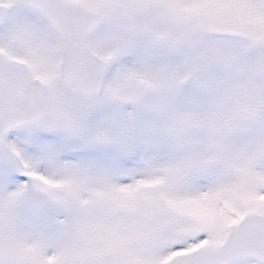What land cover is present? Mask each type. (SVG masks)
<instances>
[{"label": "snow or ice", "instance_id": "6c2138e0", "mask_svg": "<svg viewBox=\"0 0 264 264\" xmlns=\"http://www.w3.org/2000/svg\"><path fill=\"white\" fill-rule=\"evenodd\" d=\"M0 264H264V0H0Z\"/></svg>", "mask_w": 264, "mask_h": 264}]
</instances>
